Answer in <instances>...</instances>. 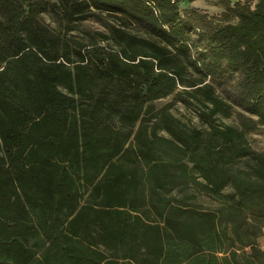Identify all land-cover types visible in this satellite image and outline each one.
I'll return each instance as SVG.
<instances>
[{
  "label": "trees",
  "instance_id": "obj_1",
  "mask_svg": "<svg viewBox=\"0 0 264 264\" xmlns=\"http://www.w3.org/2000/svg\"><path fill=\"white\" fill-rule=\"evenodd\" d=\"M186 1L0 0V264H264V0Z\"/></svg>",
  "mask_w": 264,
  "mask_h": 264
},
{
  "label": "rangeland",
  "instance_id": "obj_2",
  "mask_svg": "<svg viewBox=\"0 0 264 264\" xmlns=\"http://www.w3.org/2000/svg\"><path fill=\"white\" fill-rule=\"evenodd\" d=\"M228 1L229 0H192L190 2H184L183 7H199L202 12H206L208 14L209 20L214 23H219L224 22L230 14H228L227 11ZM40 17L44 23L51 27L57 25L55 14L51 12H43ZM119 21V18L105 12L99 15H93L81 21L79 27L73 31V34H78L79 37H84L85 32L83 30L93 32L100 30L106 31L108 30V25L117 24ZM127 25V28L133 32L144 36H150L148 29L143 23L132 20V23H127ZM197 49L198 48H194V50ZM241 76L240 72H236L232 75L220 76L217 79L211 78V81L216 86L217 91L233 105L232 114L229 117H226L225 120L242 128L255 148L264 149V120H261L256 114L246 110L239 100V81ZM173 97L174 94L162 97L156 101V104L161 105L172 100ZM172 108L175 113L180 115H186L189 113L180 102L174 103ZM261 239H263L264 245V235Z\"/></svg>",
  "mask_w": 264,
  "mask_h": 264
},
{
  "label": "crops",
  "instance_id": "obj_3",
  "mask_svg": "<svg viewBox=\"0 0 264 264\" xmlns=\"http://www.w3.org/2000/svg\"><path fill=\"white\" fill-rule=\"evenodd\" d=\"M232 2H235L236 0H231ZM261 242H262V246L264 247L263 245V239H261Z\"/></svg>",
  "mask_w": 264,
  "mask_h": 264
}]
</instances>
